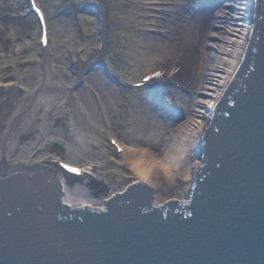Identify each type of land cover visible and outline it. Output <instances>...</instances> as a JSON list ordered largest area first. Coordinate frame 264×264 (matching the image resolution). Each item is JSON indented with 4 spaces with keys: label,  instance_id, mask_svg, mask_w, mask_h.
Listing matches in <instances>:
<instances>
[{
    "label": "water",
    "instance_id": "95a60500",
    "mask_svg": "<svg viewBox=\"0 0 264 264\" xmlns=\"http://www.w3.org/2000/svg\"><path fill=\"white\" fill-rule=\"evenodd\" d=\"M252 13L186 199L149 176L104 206L81 200L51 163L0 165V264H264V0Z\"/></svg>",
    "mask_w": 264,
    "mask_h": 264
},
{
    "label": "rangeland",
    "instance_id": "374dc122",
    "mask_svg": "<svg viewBox=\"0 0 264 264\" xmlns=\"http://www.w3.org/2000/svg\"><path fill=\"white\" fill-rule=\"evenodd\" d=\"M92 1L38 0L49 20L47 59L38 46L36 18L24 0H0V83L9 85L0 92V163L22 164L33 158L52 164L55 157L86 168L94 163L98 167L89 175L71 179V188L81 200L100 201L129 183L140 182L122 155L113 152L108 138L123 144L129 141L134 100L146 90L128 86L139 78L129 72L128 57L137 36L135 23L141 17L139 0H120L114 6L115 12L129 16L124 26L110 20L104 26L101 10L89 4ZM234 5H239L238 0ZM99 34L104 37L101 66L91 68L89 59ZM77 57L88 64L81 66ZM101 82L113 86L109 96ZM157 93L172 106L160 102L162 107L150 119L147 143L153 153L166 143L172 119L184 113L183 103L190 97L186 90L173 87H161ZM196 148L183 156L174 185H164L168 197L187 196L191 178L183 171L198 161Z\"/></svg>",
    "mask_w": 264,
    "mask_h": 264
},
{
    "label": "bare ground",
    "instance_id": "6f19581e",
    "mask_svg": "<svg viewBox=\"0 0 264 264\" xmlns=\"http://www.w3.org/2000/svg\"><path fill=\"white\" fill-rule=\"evenodd\" d=\"M119 1L93 0L89 4L95 3L100 7L103 20L101 23H104V26L110 21L118 26H124L129 21V16L114 11V6ZM235 1H138L141 9L138 14L141 17L135 23L137 36L128 57L129 72H135L139 78L130 82L136 83L143 75L159 69L163 70V76L157 81L165 83L162 87H171L167 84L174 82L190 93L189 99L183 103L184 113L172 119L169 125L166 143L157 153H153L147 143V134L151 129L150 119L162 107L160 102L167 106L171 104L164 96L159 99L157 91L161 87H155L152 81L135 89L146 90V93L134 100L136 115L131 125V138L121 145L127 149V152L122 153L124 162L139 175L141 183L144 182L140 176L141 169L160 161L164 167H153L150 176H159L163 186L171 188L174 185L183 156L190 148L199 146L203 134L211 124L215 105L224 96L230 81L237 74L254 24L252 5L255 0H238V6L234 5ZM24 3L27 7L26 0ZM235 7L240 11H235ZM41 10L44 12L42 7ZM93 12L95 15L93 19L99 23L97 14ZM45 23L49 25L46 16ZM99 38L100 34L97 44ZM50 39L51 36L48 38V47L51 45ZM21 45L22 43H18L17 48H21ZM97 51L95 48L89 64L99 61ZM169 72L171 73L168 74ZM101 84L105 95L109 96L113 86L105 82ZM155 100L159 103L156 104ZM196 156L198 161L191 170L188 168L183 171L186 178H191L194 168L203 163L197 153ZM141 160L142 165L133 166L135 162ZM34 163L40 162L33 160L27 162ZM10 164L13 163H0ZM104 200L100 201L104 204Z\"/></svg>",
    "mask_w": 264,
    "mask_h": 264
},
{
    "label": "clouds",
    "instance_id": "9594fccd",
    "mask_svg": "<svg viewBox=\"0 0 264 264\" xmlns=\"http://www.w3.org/2000/svg\"><path fill=\"white\" fill-rule=\"evenodd\" d=\"M142 164H143V160L138 161V162H135L133 166L134 167H139ZM156 166L164 167V165L160 161H155L152 166H150V167H143L141 169L140 176H141V178H142L143 181H145V182H148L149 181V176H150V173L152 171V168L153 167H156Z\"/></svg>",
    "mask_w": 264,
    "mask_h": 264
},
{
    "label": "snow or ice",
    "instance_id": "6c2138e0",
    "mask_svg": "<svg viewBox=\"0 0 264 264\" xmlns=\"http://www.w3.org/2000/svg\"><path fill=\"white\" fill-rule=\"evenodd\" d=\"M64 167L67 168L69 171L78 172V169L72 168L70 165H64Z\"/></svg>",
    "mask_w": 264,
    "mask_h": 264
}]
</instances>
